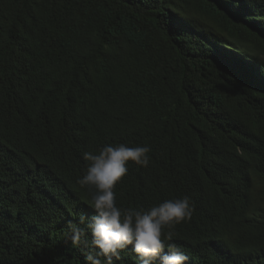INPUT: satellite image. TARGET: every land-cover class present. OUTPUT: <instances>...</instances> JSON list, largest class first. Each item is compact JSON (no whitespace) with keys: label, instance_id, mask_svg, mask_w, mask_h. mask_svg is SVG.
I'll use <instances>...</instances> for the list:
<instances>
[{"label":"trees","instance_id":"1","mask_svg":"<svg viewBox=\"0 0 264 264\" xmlns=\"http://www.w3.org/2000/svg\"><path fill=\"white\" fill-rule=\"evenodd\" d=\"M121 143L118 206L191 198L185 264H264V0H0V264H85L83 153Z\"/></svg>","mask_w":264,"mask_h":264},{"label":"clouds","instance_id":"2","mask_svg":"<svg viewBox=\"0 0 264 264\" xmlns=\"http://www.w3.org/2000/svg\"><path fill=\"white\" fill-rule=\"evenodd\" d=\"M150 152L146 145L121 143L83 153L86 171L76 182L81 188L95 189L90 202L94 215H81L78 223L70 221L68 236L74 247L82 249L85 264H116L129 246L138 264H154L157 259L159 264H185L188 260L173 240L176 225L193 215L189 196L166 199L147 209L117 205L114 189L127 174L128 162L146 168Z\"/></svg>","mask_w":264,"mask_h":264}]
</instances>
